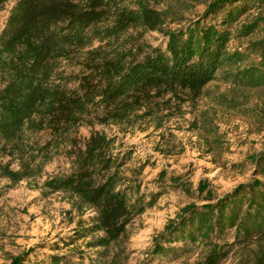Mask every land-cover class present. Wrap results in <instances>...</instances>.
Here are the masks:
<instances>
[{"label": "trees", "instance_id": "obj_1", "mask_svg": "<svg viewBox=\"0 0 264 264\" xmlns=\"http://www.w3.org/2000/svg\"><path fill=\"white\" fill-rule=\"evenodd\" d=\"M9 1L0 0V10ZM13 1L0 35V159L7 156L20 163L15 170L0 160V177L18 184L39 176L47 163L64 154L72 160L74 174L50 180L45 187L69 191L98 209L89 230L105 235L89 246L108 251L132 217L154 201L146 202L134 186L123 188L124 161L114 155L115 138L93 131L82 142L80 128L133 125L168 97H200L221 70L245 61L241 51H229L233 26L252 9L264 7V0H211L201 17L178 29L165 27L177 21L172 10L158 9L171 0ZM261 27L264 14L258 13L238 34L245 38ZM132 31L140 37L162 33L166 47L146 46L137 59L129 47L138 38ZM250 47L260 53V63L238 69L229 79L246 88L264 87V38ZM67 64L80 67L79 74L65 75ZM42 133L48 135L45 142L31 141ZM252 160L264 175V153ZM171 181L184 185L180 177ZM208 189L207 182L199 184L209 202L183 208L155 237L152 254L166 255L177 243H200L210 251L201 264H219L227 246L217 240L230 233L239 242L264 238V181L241 184L223 197ZM24 262L21 256L11 264ZM52 264L73 262L55 255Z\"/></svg>", "mask_w": 264, "mask_h": 264}, {"label": "rangeland", "instance_id": "obj_2", "mask_svg": "<svg viewBox=\"0 0 264 264\" xmlns=\"http://www.w3.org/2000/svg\"><path fill=\"white\" fill-rule=\"evenodd\" d=\"M210 2L171 0L158 9L170 8L177 21L170 20L165 27L178 29L201 17ZM15 4L11 0L0 10V35ZM258 13L264 14V7L252 9L233 26L229 51H241L245 61L221 70L197 99L187 94L168 97L133 125L80 128L82 142L93 131L115 138L114 155L124 161L120 168L123 188L134 186L146 202L154 201L152 207L132 217L118 243L108 251L90 247L96 237L105 235L89 230L99 216L98 209L82 204L69 191L45 187L50 180L74 174L72 160L60 154L34 178L13 184L0 177V264H11L21 256L24 264H52L55 255L66 256L73 264H110L113 259L121 264L205 262L210 251L203 244L177 243L168 254L154 255V239L183 208L209 202L207 192L198 190L201 182H207L213 195L223 197L241 184L264 181L252 160L264 153V87L246 88L229 79L238 69L257 66L261 61L260 53L250 45L264 38V28L245 38L238 34ZM139 33L131 32L138 38L129 46L138 53L137 59L144 55L146 46L166 47L167 38L162 33L147 32L141 37ZM139 44L143 48L137 51ZM63 69L65 75H77L81 68L67 64ZM47 138L42 133L33 135L31 141L42 144ZM0 160L19 169V159L5 156ZM172 177H180L184 185L176 186ZM217 242L227 246V255L219 264H264V238L239 242L230 233Z\"/></svg>", "mask_w": 264, "mask_h": 264}]
</instances>
